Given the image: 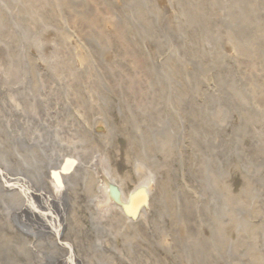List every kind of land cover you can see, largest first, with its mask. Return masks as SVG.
<instances>
[{
    "label": "bare ground",
    "instance_id": "6f19581e",
    "mask_svg": "<svg viewBox=\"0 0 264 264\" xmlns=\"http://www.w3.org/2000/svg\"><path fill=\"white\" fill-rule=\"evenodd\" d=\"M16 1L13 8H16L14 12L21 14L18 25L24 34L28 29L23 26L28 25L22 17L23 11H28L26 4L29 1ZM75 1L71 2L89 8L78 17L66 9L64 14L68 26L71 25L74 32L78 31L89 42L97 62L103 61L101 55L106 49L115 52L116 57L111 63L103 62L113 96L102 92L93 82L96 95L101 92L105 97L100 105L103 106L101 111L95 107L93 100L84 111L87 119L85 128H90L91 138L74 121L70 137L57 139L41 134L40 128L33 123L34 114L28 113L30 105L19 107V118L14 120L16 122L11 119L13 131L0 139V264H170L155 247L156 235L159 229L176 231L181 230L183 225L175 228L172 213L164 209V200L169 194L182 193L186 197L199 193L196 188L189 189L178 182L181 177L184 181L197 178L199 186L194 185L202 188L206 171L214 176L217 171L220 172L215 183L232 203L229 206H243L247 197L248 204L253 205L252 210H255L244 212V208H238L241 211L238 214L247 224L245 228L238 227V230L235 227L239 219L234 212L236 209L232 213L224 212L223 220L215 219L221 233L218 246L232 244V236H253L254 230H249L254 225L252 214L259 210L255 219L262 214L258 204L249 197L253 195L254 187L261 184L264 189V116L261 121L257 120L264 113V88L255 86L260 77L257 68L263 66V62L257 65L247 55L258 41L255 29L238 24L234 28L226 25L211 31L204 24H197L185 31L183 23L194 19L196 11L204 4L198 2L197 5L196 0H175L182 22L167 21L169 25L165 20L156 19L160 9L154 0H124L139 17L144 18L145 23L148 22L150 31L153 32L156 25L161 28L165 27V23L167 25L168 31L163 30L169 34L168 43L163 54L169 52L166 58L171 60L169 67L176 80L170 84L167 94H163L161 88L157 91L152 85L155 81L152 74L156 71V75L161 69L165 57L159 58L158 53L162 51L160 42L151 44L153 54L157 56L148 60L141 56L140 45L132 37L123 36L126 31L113 24L116 6H119L114 5L117 0ZM89 2L95 6L91 7ZM66 3L68 5L70 1ZM53 4L54 0L52 7L38 6L40 17H28L32 27H39L38 24H43L40 21L47 17L44 26H54L58 39L49 44V57L44 59L41 55L43 41L40 36H36L34 43L17 36L19 42L23 41V46L19 51L17 47L16 56L30 61L29 79L35 81L31 80L35 94V78L43 75L39 71L41 65L51 63L59 74H63V69L54 62L59 50H67L71 66L74 65L72 53L83 58L86 56L68 31L61 32L64 24L54 12ZM2 22L0 18V27ZM218 30L228 36L238 54L251 63L248 68H240L238 62L220 54L215 34ZM11 38V35L0 37V42L8 51ZM63 38L73 44L69 42V47ZM16 43L14 40L13 44ZM29 48L33 51L38 48L37 53L42 60L33 58L28 53ZM19 59L16 60L24 63ZM204 61L209 70L198 72L197 64ZM237 68L244 82L247 74L254 76L247 86L244 85L246 88L243 87L244 82L237 80L236 74L230 73ZM207 71L214 74L211 90L201 84ZM184 74L197 78L191 87L183 86L179 80ZM199 84L203 89L197 100ZM163 97L165 101L160 105ZM28 114L31 116L29 125L23 127L18 120ZM98 116L105 120L108 131L95 139L91 130ZM160 117L167 120V130H158L153 121ZM184 118L189 148L185 147L186 151L180 158H187L185 169L172 165V145L168 143L180 140V122ZM139 125L141 129L136 133L144 136V142L134 137V128ZM119 134L128 145L123 155L127 167L121 171L117 165L120 155L116 140ZM58 147L66 148V151H60ZM96 156L99 160L95 159ZM99 168L106 173L99 175ZM233 170H237L242 177L243 183L238 192L234 191L230 181ZM105 175L120 187L125 199L131 187L149 182L151 196L148 208L137 220L128 221L117 206L107 204ZM159 178L161 181L158 182ZM94 201L107 204L102 214H97L92 208ZM105 226L109 227L107 232ZM196 228L190 223L187 238L178 240L180 256H183L185 247L197 245L194 237ZM258 250L261 253H253L252 263L264 264V249ZM193 264H197L196 261Z\"/></svg>",
    "mask_w": 264,
    "mask_h": 264
},
{
    "label": "rangeland",
    "instance_id": "374dc122",
    "mask_svg": "<svg viewBox=\"0 0 264 264\" xmlns=\"http://www.w3.org/2000/svg\"><path fill=\"white\" fill-rule=\"evenodd\" d=\"M28 1V4H26V6H28V11L27 13L23 11L24 18L22 17L23 22L28 25L23 26V28L26 27L28 31L23 34L22 29L19 27L20 23H18L21 22V14L14 12L16 8H13L16 7L17 1L0 0V18L1 20L3 19L2 27H0V37L7 35L12 36L8 46L9 51L0 42V139H3L4 135L6 137L10 135V133L13 131L11 130V126L14 125L13 122H16L14 120L19 118V107H24L23 105L27 104L30 105L29 109H31L28 113L34 114L35 118L33 123L40 128L41 134L53 136L57 139L62 138V136L70 137L72 123L74 121L86 133V135L88 134V136L91 138L89 135L90 128H85L87 119L85 118L84 111L88 108L87 105L89 102H92V100L96 102L95 107L97 109L100 108L99 111L103 109V106L100 107V105H102L101 103L103 102V96L105 97V95L101 92L99 93V96L96 95V90L92 88L95 87L93 82H96L99 88H101L102 92H106L108 95L113 96V92L111 91L110 83L108 81V76L105 72V64H103V62L111 63L116 57L115 52L111 49H106L101 55V61H103L101 63L97 62L89 42L82 35H80L78 31L74 32L71 28V25L68 26V21L64 14V11L66 12L67 9L72 15L78 17L84 13L85 9L87 10L89 7H82L80 4H76V6L71 2L73 0H68L70 1L68 5L66 3L67 0H54V12L58 13L62 24H64L61 27V32L68 31L69 35H72L71 37L74 38L77 45L86 53V56L83 58L78 54L75 55V53H72L74 65L71 66V63L67 57L69 56L67 50H59L54 62L63 69V74H59L51 63L48 65H41L39 67V71H41L44 76L42 74V77L40 75L36 76L38 79L35 78L37 84L35 94L33 89L34 86L32 85V81L34 80L29 79L30 61L28 59L17 58V47L19 51V49L23 46L24 40H29L30 42L34 43L36 36H40L43 41L41 52L44 55L41 53L40 54L44 59H46V57H49L51 54L49 44L56 41L58 39V35L54 30V26H44L45 21H48L49 17L41 20L40 22H43V24H38L39 27L37 25L32 27L28 23V17H40L41 13L38 12V6L51 5L52 7L53 0ZM113 1L114 0H112V2ZM117 1L118 3L114 5L119 6H116L117 10L113 17V24L126 31L123 36L126 38L132 37L133 41H135L137 45H140L142 52L141 56L146 57L148 60H150L151 57H156L157 55L153 54L151 44L160 42L162 51L161 53H158V55L159 58L165 57L162 61L161 69L159 68L157 70L156 75V71L152 74L155 77V81L152 82V85L156 86L157 91H159V88H161L163 94H167L170 84L175 82L176 79L173 75H171L172 69L169 67L171 60L166 58L169 52L165 51L166 54H163V50L168 43L167 40L169 35L163 29L168 31L167 25L165 23L167 21L173 22L176 20L175 22L177 23L182 22L179 19L180 15L176 1L154 0L155 5L160 9V13H156V19L160 18L163 21L165 20V22H163L165 23V27L161 28L159 25H156V30L154 29L153 32L148 29V22L145 23L144 18L139 17V15L135 13V10L129 4L125 3L126 0ZM198 2L201 5L204 4V6H202L200 10L196 11L197 13L195 14L197 16L194 19H187V21L183 23V30L186 31L191 29V25L197 24H199V26H201L200 24H204L211 31H213L215 28H223V26L226 25L227 27L230 26L234 28L238 24H243L255 29L254 31L257 32L258 35V41H255L257 42L256 45L247 55L251 56L257 65L258 63L263 62V66L260 67L259 65L257 68V71L259 72L258 75L260 77L257 79V81H255L258 83L255 84V86H262L264 88V0H196L197 5H199ZM75 3L77 2L75 1ZM89 3H91V7L95 6L93 2ZM102 28H105V26ZM112 31H114V26ZM215 34L217 38V47L221 55L228 57L233 62H238L240 64V68H248L250 66L251 63L238 54L236 48L232 44L233 42L229 40L228 36H226L220 30H218ZM17 36L23 39V41L19 42ZM90 36L95 37L94 34H90ZM63 39L67 41L68 46L69 42L73 44L71 40L68 41L66 38ZM14 40L17 41L16 44H13ZM37 49L34 48L33 51L29 48L28 53L33 56V58L38 57L40 60H42V58H40L41 56H38ZM16 59L22 60L24 63L20 61L18 62ZM62 60H64V62ZM65 61L69 64H66ZM206 69L208 68L205 64V61L197 64L198 72L199 70H202L203 73ZM237 71H239V68L234 70V72L231 70L230 73L236 74L237 80L239 79V81L241 80V82H244V79H242ZM213 75L214 74L212 71H207L204 73L201 84H203L206 89H212L214 85ZM181 77L182 79L179 78V80L185 87H191L193 85L194 79H197L195 77L186 76L185 74ZM246 77L247 78L243 84L244 88H246L245 86H247L250 78H254V76L252 77L251 74H247ZM198 87L197 100L201 97V92L203 89L200 84ZM215 90L217 91V87H215ZM164 98L165 97L161 98L160 105H162V102L165 101ZM263 116L264 113L262 116L257 118V120L261 121ZM98 117L99 118L93 121L91 130L95 139H98L101 135H105L108 131L107 127L105 126V120L103 121L101 116ZM30 119L31 116L28 114L24 115L22 120L18 121L22 122L23 127H27L29 125ZM185 119L186 118L180 122L182 124L180 130V140L174 141L172 143L168 141L169 145H172L171 150L173 154V164L171 159H169L170 164L173 166H179L183 169H185V165L187 164V158H180V156L186 151L185 147L189 148L186 143ZM153 121H155L158 130L163 131L168 129L169 125H167V120L164 117L155 118ZM140 124L143 125V123ZM98 127H102L105 130H98ZM140 127L141 126L139 125L134 128V137L137 140L144 142V136L142 134L136 133V131L141 129ZM262 127H264V120L262 121ZM120 136L121 135L119 134L116 144L118 143V155H120L118 157L117 165L121 171L127 167L124 162L123 155L125 154L124 150L128 147V145L126 140ZM69 148H73V146ZM58 149L60 151H66V148L63 147H58ZM156 157L159 159L158 156ZM97 158L98 156L95 157V159ZM185 173L186 172L184 171L183 174ZM219 177V171L215 173V176L209 171H206L205 177H203L202 180V188L194 185L199 184V180L197 178H193L192 180L187 179V182L181 177L178 182L179 184L181 183L184 187H188L189 189L196 188L199 193L185 192L191 193L186 196L189 197V199L185 197L186 194L174 193L167 195L166 199L164 200L166 202L164 203V209L172 213L174 217L173 219L175 228L181 227L183 225L181 230L170 231L159 229L157 232L155 247L159 253L164 256L168 263L174 264V262H176L193 264V262L196 261L197 264H203L207 263L208 261L209 264H253L251 257L253 253L258 252V249H264V189L262 188L261 184L258 185L259 187L253 188V195L251 194V197H249L258 204V208L260 209L259 213L262 214V216H259L256 219L255 216L259 210L252 214V216L254 215L252 218L254 225L250 227L249 230H254L253 236L246 238H244L242 235L238 238V235L232 236V244L225 245L227 247L218 246L219 241L221 240V233L219 224L215 219L223 220V218L225 219L224 212L232 213V211L236 209L234 212L237 214L236 217L239 219L236 221L237 226L235 225V227L238 230V227L243 228L245 225L247 226L241 214H238V212H241L238 210V208H244V212L255 211L252 210L253 205L248 204L247 197H245L246 202H244L243 206H229L228 204L232 205V203H230V201H228V199L225 197L226 194L224 192L218 190V185L215 183ZM193 180L196 181L193 182ZM159 181H161V178H159L158 182ZM230 181L233 183L234 191H240L239 189L243 182L242 177L237 170H233V175L231 176ZM133 187H131V190ZM96 202L97 201H94L91 206L97 214H102L106 208H99L96 206ZM190 223H193V225L197 226L194 231V237L197 239V245L185 247L183 256H180L178 240L187 238ZM108 229L109 227L105 226V232H107ZM117 239H119V237H117ZM235 242L236 244L234 246Z\"/></svg>",
    "mask_w": 264,
    "mask_h": 264
},
{
    "label": "water",
    "instance_id": "95a60500",
    "mask_svg": "<svg viewBox=\"0 0 264 264\" xmlns=\"http://www.w3.org/2000/svg\"><path fill=\"white\" fill-rule=\"evenodd\" d=\"M98 130L104 131L105 129H103L102 127H98ZM99 170L101 171L99 175L106 173L101 168H99ZM148 183L149 182L145 181L138 184L128 194V198L125 199L120 187L113 181L107 179L105 175V186L108 198L107 204L116 205L129 220H137V218H139V216L148 208L151 192L150 187L147 185ZM107 204L96 202V206H98L99 208H105Z\"/></svg>",
    "mask_w": 264,
    "mask_h": 264
}]
</instances>
